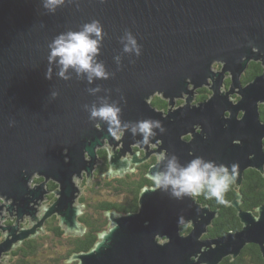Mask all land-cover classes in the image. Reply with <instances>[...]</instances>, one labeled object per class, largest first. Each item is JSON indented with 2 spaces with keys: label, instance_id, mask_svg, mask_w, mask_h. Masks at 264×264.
Returning <instances> with one entry per match:
<instances>
[{
  "label": "water",
  "instance_id": "95a60500",
  "mask_svg": "<svg viewBox=\"0 0 264 264\" xmlns=\"http://www.w3.org/2000/svg\"><path fill=\"white\" fill-rule=\"evenodd\" d=\"M94 19L105 33L99 59L113 75L88 85L74 73L70 80L59 78L54 67L47 79L49 42ZM126 30L141 46L139 57L122 53L120 37ZM118 54L119 67L113 59ZM251 61L260 62L262 71L243 83ZM96 85L101 92L93 96L87 89ZM204 86L208 97L194 102L196 90ZM52 91L58 96L53 98ZM103 95L120 102L123 121L160 120L166 131L157 132L147 146L129 132L113 139L106 125L89 121L83 108ZM153 95L167 101L166 110L151 103ZM261 106L264 0H73L55 13L43 8L42 0H0V231L5 233L0 263L5 253L41 233L52 215L64 235L85 232L78 219L83 205L77 203L76 178L92 181L99 148L110 147L108 169L120 168L124 158L137 165L153 153H165L175 154L181 164L199 156L235 165V187L248 168L264 175ZM134 146L144 151L142 156ZM156 166L157 161L150 165L146 177ZM35 175L43 180L32 185ZM49 179L58 184L56 199L43 205ZM150 187L140 189L136 210L106 211L108 228L89 250L66 261L218 264L227 256L234 259L248 243L257 244L264 258V204L255 211L242 209L237 194L231 205L242 227L201 239L217 209L196 197L176 200L161 190H146ZM7 216L14 222L3 225ZM25 218L30 227L20 226ZM184 224L191 226L187 234L180 232Z\"/></svg>",
  "mask_w": 264,
  "mask_h": 264
},
{
  "label": "clouds",
  "instance_id": "9594fccd",
  "mask_svg": "<svg viewBox=\"0 0 264 264\" xmlns=\"http://www.w3.org/2000/svg\"><path fill=\"white\" fill-rule=\"evenodd\" d=\"M72 2L73 0H42V6L49 13H55L58 8ZM104 35L102 24L95 19L82 24L79 30L69 29L56 35L48 44L46 78L52 79L55 67L56 75L66 81L72 78L73 73L77 79L86 80L88 85L94 84L97 80L109 79L113 73H110L104 62L99 59ZM120 43L122 53L136 57L141 55V46L131 31L124 32L120 37ZM113 59L119 67L122 56L118 54ZM87 91L95 96L101 92V87L96 85L89 87ZM51 96L55 98L58 92L52 91ZM83 108L88 113L89 121L95 122L97 127L100 124L106 125L108 135L117 141L121 139L123 132H129L133 137L139 136V143L147 146L157 136V132L162 134L166 131L160 120L123 121L120 102L111 100L109 95L98 96L97 101L84 104ZM12 123L14 122L10 121V126ZM108 155L111 158V151ZM156 159L155 170L147 176L152 182L151 187L146 190H161L176 200H183L186 197L194 199L203 194L206 199H215L218 204L229 203L225 199V193L236 180L235 165L229 167L199 156L186 164H181L175 154L165 153H161ZM132 163V160L124 158L120 168L113 166L108 169V175L135 172ZM180 220H183V217ZM115 227L119 225L116 223ZM104 238L105 234H101L100 240L103 241ZM65 264H71V260Z\"/></svg>",
  "mask_w": 264,
  "mask_h": 264
},
{
  "label": "flooded vegetation",
  "instance_id": "af4514ba",
  "mask_svg": "<svg viewBox=\"0 0 264 264\" xmlns=\"http://www.w3.org/2000/svg\"><path fill=\"white\" fill-rule=\"evenodd\" d=\"M214 64H216V66L213 65L215 67V69H219L220 64H218V63H214ZM225 82H226V85H228L229 77L225 78ZM202 88L204 89V92L201 93L200 91H201ZM209 93H210L209 89L207 87H205V86L201 87V88H198L196 90V93H195L194 102L195 101H200L202 99H205L206 97H208ZM201 95H205V96L203 98H199ZM155 97H159V96L155 95V96H153L152 99L154 100ZM234 97H235V99L238 98L236 95H234ZM160 100L161 101H157L156 102L157 105H155V106L158 109L166 110L167 101L164 100L162 97H161ZM182 102H183V100L181 98L177 99V104H181ZM188 137L189 136H187V138ZM99 150H101V152L102 151L105 152V157L103 158V157H101L99 155L100 156V162L97 163V165L94 168L93 178H92L91 183H87L86 177L84 175H83V177L81 179H79L81 183L79 185L80 193H79V196L77 198V202H80V200H81L80 203L83 205L82 213L79 215V217L82 216V215H88L86 213V210H85L86 203L84 202V200H83V198L81 196H83L82 194L91 191V187L90 186H92L93 182L94 183H97V182L105 183V181H108V180H111V179H114V178L125 177V175H128L127 178L132 177V179H136V178H138L141 175V172L143 171L144 164L145 163H151L150 165H152L153 163H155L157 161L156 158L158 156V154H154L153 153L146 161H144L142 163H139L137 165H132V167H134L136 169L135 172H128V173L124 174L123 176H118V175L108 176L107 170H108V166H109V161H108L107 155H108V153L110 151V147H108V148L107 147H102V148H99ZM134 150L139 152V156H142L143 153H144V151L138 149L137 146H134ZM128 157H130V156L128 155ZM148 168H147V170H148ZM147 170H146V172H147ZM42 180H43L42 177H38V176L35 175V176H33V178H32L30 183L33 185L34 183H39ZM97 185H99V184L97 183ZM100 185H103V184H100ZM108 187H112L116 191L120 190V189L116 188V187H118V183H115L114 185L110 184V186H108ZM57 188H58V184H57L56 181H54L52 179H49L47 181L46 189L48 190V192L46 193L45 199L42 202L43 205H49L56 199L55 191L57 190ZM131 198H132V196H131ZM101 201H104V200H101ZM105 201H110V200H105ZM231 201L229 202V205H231ZM114 202H116V201H114ZM239 202H240V207H241V204H242L243 200H241V198H240ZM211 209H213V210L217 209V214L213 218L212 222L207 226L206 232H204L201 235V239L218 237V236L223 235L227 231L239 230L242 227V223L240 222L239 217L237 216L235 208L234 209H235L236 215H228V214L224 215V214H220L219 213L218 208H212L211 207ZM39 213H41V211ZM105 213L106 212L104 211L103 215H105ZM79 217H78V219H79ZM14 219H15V217L7 216L3 220L2 224L3 225L12 224L14 222ZM55 221H58V217L56 215H52L51 217L47 218L44 221V223H43L42 232H44L45 229L52 230L54 227H58L59 223L57 225H55L54 224ZM30 225L31 224H30L28 218L27 219L25 218L24 221L20 224V226H22V227H30ZM190 229H191L190 224H184V225H182L180 227V232L182 234H187L190 231ZM42 232L37 234L38 237L39 236L41 237ZM4 236H5V233L3 231H0V241L3 240ZM35 239L36 238H34V237L25 239L22 242L23 245H18L17 247L13 248L11 251L5 253L4 256L1 259V263L0 264H13V263H16V264L20 263L21 264V263H23V261H24L23 257L24 256L33 255L36 252V246L32 243V242L35 241ZM28 240H30V241H28ZM26 243H30L33 246L34 249H31V247H29L30 244L26 245ZM16 255H21L22 258H15L14 256H16ZM259 256H260L261 259L259 258ZM218 264H264V258L262 256V254L260 252V248H259V246L257 244L248 243V244H246L243 247V249L241 250L239 255L236 256L234 259H231L230 256H227V257L223 258Z\"/></svg>",
  "mask_w": 264,
  "mask_h": 264
},
{
  "label": "trees",
  "instance_id": "16d2710c",
  "mask_svg": "<svg viewBox=\"0 0 264 264\" xmlns=\"http://www.w3.org/2000/svg\"><path fill=\"white\" fill-rule=\"evenodd\" d=\"M262 70L260 62L251 61L248 64L247 70L242 75V82L246 83L252 78H254ZM201 93L204 92L202 88ZM205 95H201L199 98H203ZM155 100L152 99L151 103L157 105ZM261 118L264 119V107L261 106ZM264 143V139H263ZM98 153L101 157H105V152L98 149ZM151 163H145L141 175L132 180H127V176L121 178H114L105 183L97 182L99 185L103 184L104 186L112 185V181L118 183V189L128 192L132 195V198L126 202H114V201H98L93 204V209L97 212V216L91 215H82L79 217V221L85 227V232L82 235L74 236L69 235L67 241L69 248L61 260L60 264H65L67 258L75 252L87 251L89 250L94 243L98 240V235L108 226V219L106 215H103V212L108 210H114L117 213H126L128 211H134L137 209V202L140 189L143 186L151 185V181L146 177V170ZM96 183V184H97ZM237 194L241 195V204L242 209L253 210L255 211L256 207L264 204V175L259 171L248 168L244 172V179L241 186L235 187L234 182L230 185L229 190L225 193V199L230 202ZM198 201L203 204H208L212 208H218L220 214L224 215H236L235 209L229 205L218 204L215 199H206L203 194L196 197ZM57 236H63L65 234L64 229L60 226L54 227L52 229ZM30 241V240H28ZM27 242V241H26ZM30 243H26L28 245ZM31 249H34L30 244ZM34 252V251H33ZM260 258V256H259ZM261 259V258H260ZM71 264H76V261L71 262Z\"/></svg>",
  "mask_w": 264,
  "mask_h": 264
},
{
  "label": "rangeland",
  "instance_id": "374dc122",
  "mask_svg": "<svg viewBox=\"0 0 264 264\" xmlns=\"http://www.w3.org/2000/svg\"><path fill=\"white\" fill-rule=\"evenodd\" d=\"M214 66H216V64H214ZM152 98L150 99V101L152 100ZM160 99H161L160 96L155 97L154 102L161 101ZM127 180L128 181L132 180V177L127 178ZM76 183L80 185L81 182L79 179L76 178ZM114 184L115 182H112V185ZM90 187H91V191L82 194L83 196L81 197L86 203V206H85L86 213L91 216H97V212L93 209V204H95L98 201L110 200V201H116V202H126L130 200L132 196L130 193L126 191L125 192L123 190L116 191L112 187H107L104 185H97L94 182L92 183V186ZM80 202H77V203H80ZM54 224L57 225L58 221H55ZM69 235L70 234H66L63 236H57L54 233V231L45 229V231L42 232L41 237L40 236L38 237V235L34 236V238L36 239L32 243L36 246V252L33 255L24 256L23 257L24 261L21 264H60L59 260H61V257L65 255L67 249L69 248V244L67 241V237ZM20 245H23V243ZM14 257L22 258L21 255H16ZM13 264H16V263H13Z\"/></svg>",
  "mask_w": 264,
  "mask_h": 264
}]
</instances>
